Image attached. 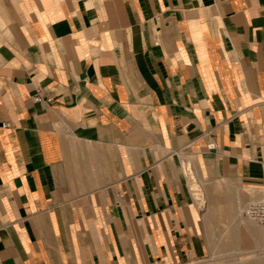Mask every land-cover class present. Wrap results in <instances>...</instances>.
<instances>
[{
  "label": "crops",
  "instance_id": "1",
  "mask_svg": "<svg viewBox=\"0 0 264 264\" xmlns=\"http://www.w3.org/2000/svg\"><path fill=\"white\" fill-rule=\"evenodd\" d=\"M12 8L0 264H203L227 246L216 214L264 264V227L243 214L264 199V0Z\"/></svg>",
  "mask_w": 264,
  "mask_h": 264
},
{
  "label": "rangeland",
  "instance_id": "2",
  "mask_svg": "<svg viewBox=\"0 0 264 264\" xmlns=\"http://www.w3.org/2000/svg\"><path fill=\"white\" fill-rule=\"evenodd\" d=\"M18 0H5L7 8L1 4L0 0V10L4 15V18L7 20L8 24H11L10 18H11V12L13 11L12 6L15 4V2ZM1 23V20H0ZM11 28V27H10ZM10 31L8 32L7 28L2 24L0 26V38L1 39H7L10 38ZM190 172V171H189ZM190 182L192 180V176L189 175ZM209 178V177H208ZM194 193V191H193ZM202 193V192H201ZM196 200L203 201V196L194 195ZM200 201V202H201ZM202 203V202H201ZM204 214V211H202ZM244 214V213H243ZM214 219L218 218V221H213L212 226L209 227L210 231L212 232L213 240L215 241H221L224 239L227 242L226 248H223L221 250H218L215 247V244L212 246V257L207 262L203 264H250L252 260H255L257 257H249L245 259L244 261L242 258L243 250H247L249 247L248 245H240L235 244L237 240H239V237H241V234H244V228L242 229L239 227L240 222H235L233 225H231V220L227 219L225 215H213ZM204 218H206V215H204ZM251 223L254 225L264 227L262 225L257 224L253 220L249 219ZM223 235V236H222ZM233 243V244H232ZM256 246L263 248L264 247V237H260ZM243 251V252H242ZM260 259H264V250L258 252ZM257 256V255H256ZM214 258H217L213 260Z\"/></svg>",
  "mask_w": 264,
  "mask_h": 264
},
{
  "label": "built area",
  "instance_id": "3",
  "mask_svg": "<svg viewBox=\"0 0 264 264\" xmlns=\"http://www.w3.org/2000/svg\"><path fill=\"white\" fill-rule=\"evenodd\" d=\"M35 101H42L43 97L41 90L38 89L34 95ZM48 101H51V98H48ZM6 124L3 123V126ZM244 215L249 219L253 220L259 225L264 226V199L258 201H252L244 210Z\"/></svg>",
  "mask_w": 264,
  "mask_h": 264
},
{
  "label": "bare ground",
  "instance_id": "4",
  "mask_svg": "<svg viewBox=\"0 0 264 264\" xmlns=\"http://www.w3.org/2000/svg\"><path fill=\"white\" fill-rule=\"evenodd\" d=\"M190 165V164H189ZM189 167V166H188ZM244 217H246L245 215H244ZM246 218H248V217H246ZM249 219V218H248Z\"/></svg>",
  "mask_w": 264,
  "mask_h": 264
}]
</instances>
